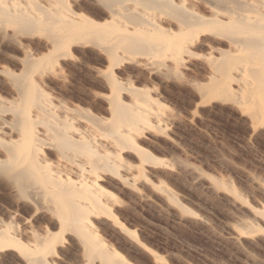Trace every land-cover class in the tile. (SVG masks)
I'll list each match as a JSON object with an SVG mask.
<instances>
[{"label":"rangeland","instance_id":"1","mask_svg":"<svg viewBox=\"0 0 264 264\" xmlns=\"http://www.w3.org/2000/svg\"><path fill=\"white\" fill-rule=\"evenodd\" d=\"M195 1L201 3H186ZM66 2L95 21L91 28L98 31L92 34L93 44L74 46L71 59L76 66L65 60L46 82L38 74L44 67H36L33 77L55 111L65 107L108 117L114 94L110 72L122 86L144 91L149 98L146 121H137L135 141L154 161H143L133 148L121 152L119 175L106 173L99 181L112 200L106 201L110 214L92 215L93 234L109 252L132 264H264V121H251L243 111L245 105L234 101V92L224 99L200 90L212 83L208 73L215 50L208 43L194 45L183 59L164 60L117 48L114 57V50H106L102 42L104 31L121 39L125 34L138 36L135 22L109 19L103 0ZM124 3L133 12L160 15L170 32L177 31L179 19L167 9L147 0ZM0 27L17 30L2 20ZM170 32L164 41L177 38ZM17 35L31 52L47 40L38 28L27 33L17 30ZM9 52L20 58L23 54ZM2 67L19 73L21 63L5 61L0 54ZM0 94L11 98L10 84L0 85ZM120 95L125 102L133 99L125 89ZM59 223L51 211L38 210L29 198L13 196L0 179V224H7L18 241L30 248L36 236H53L50 252L43 255L17 246L1 248L0 264H111L89 257L82 234L62 231Z\"/></svg>","mask_w":264,"mask_h":264},{"label":"bare ground","instance_id":"2","mask_svg":"<svg viewBox=\"0 0 264 264\" xmlns=\"http://www.w3.org/2000/svg\"><path fill=\"white\" fill-rule=\"evenodd\" d=\"M124 1L103 0L109 19L133 21L139 30L138 36L125 34L122 39L104 31L102 42L106 50H114V57L115 49L121 48L122 52L181 60L191 53L192 46L208 43L217 56L208 73L212 83L200 90L224 99H230L234 92V101L245 105L243 111L251 121H264V0H200L191 4L187 0H147L179 19L174 33L160 15L133 12ZM1 20L13 23L21 33L38 28L47 38L31 52L21 43L17 30L0 27V54L5 61L21 63L19 73L0 68V85L10 84L12 95L7 98L0 94V179L4 187L15 197L29 198L38 210L51 211L60 221V230L82 234L83 249L89 257H101L111 264H132L102 245L90 230V219L94 214H110L106 201L112 197L99 181L106 173L119 175L121 152L133 148L143 161H154L135 141L137 121H146L148 95L122 86L110 72L114 94L108 117L65 107L57 113L34 79V71L37 66L44 67L38 74L46 82L65 60L76 66L71 59L74 46L93 44L92 34L98 30L91 26L97 23L72 10L66 0H0ZM168 32L177 38L164 41ZM8 50L12 54L22 51V57L10 55ZM97 77L93 76L94 80L98 81ZM122 89L133 94L130 102L122 100ZM52 238L49 233L38 235L34 248H30L18 241L7 224H0V249L17 246L43 255L50 252Z\"/></svg>","mask_w":264,"mask_h":264}]
</instances>
